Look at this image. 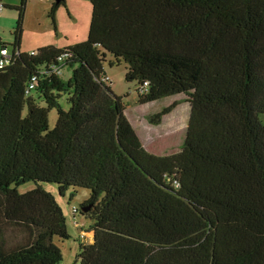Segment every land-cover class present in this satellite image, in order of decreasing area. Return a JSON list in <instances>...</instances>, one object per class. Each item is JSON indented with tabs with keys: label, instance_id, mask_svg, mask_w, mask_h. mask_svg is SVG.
Returning a JSON list of instances; mask_svg holds the SVG:
<instances>
[{
	"label": "trees",
	"instance_id": "trees-1",
	"mask_svg": "<svg viewBox=\"0 0 264 264\" xmlns=\"http://www.w3.org/2000/svg\"><path fill=\"white\" fill-rule=\"evenodd\" d=\"M26 2L0 68V264L63 262L64 212L41 187L18 193L28 181L90 192L73 212L93 232L80 264H264V0H90L87 40L35 55L20 52ZM107 55L138 104L189 103L177 154L145 149L103 81Z\"/></svg>",
	"mask_w": 264,
	"mask_h": 264
},
{
	"label": "rangeland",
	"instance_id": "rangeland-1",
	"mask_svg": "<svg viewBox=\"0 0 264 264\" xmlns=\"http://www.w3.org/2000/svg\"><path fill=\"white\" fill-rule=\"evenodd\" d=\"M4 4L0 15V40L7 44V50L12 52L15 42V31L19 18V7L22 0H0ZM55 0H27L23 13L22 37L20 52L30 53L46 46L56 47L73 46L87 40L92 17L90 0H64L52 16L51 9ZM0 44V50H1ZM114 60L107 55V61L103 64V73L109 78L107 83L115 96L122 97L126 110V117L139 135L145 149L153 154L167 156L177 154L186 137L188 127L190 105L182 96H169L162 100L140 105L138 104V84L126 81V66L109 65ZM72 68L64 69L62 79L71 78ZM176 102L169 114L163 117L159 123L152 122L153 117L164 111ZM64 110L69 109V103L61 101ZM40 104V103H39ZM264 122V114L260 115ZM50 128L57 123L55 110L49 112ZM41 187L55 197V201L64 212L68 227L69 240L53 239L63 253L61 264H80V244L91 243L93 232L84 233L89 229L90 222L84 220L82 215L74 217V207L80 209L89 197L90 192L82 188H70L61 194L56 184L25 182L15 186L18 193H26L34 188ZM83 236V238H82Z\"/></svg>",
	"mask_w": 264,
	"mask_h": 264
},
{
	"label": "built area",
	"instance_id": "built-area-1",
	"mask_svg": "<svg viewBox=\"0 0 264 264\" xmlns=\"http://www.w3.org/2000/svg\"><path fill=\"white\" fill-rule=\"evenodd\" d=\"M3 8H4V5L0 1V14L3 11ZM18 53L19 52H16V54H18ZM30 53H31V55H35V51L30 52ZM12 60H13V54H12V52H9L6 47L0 50V68H3V67L8 66L12 62ZM65 60H66V55L65 54L59 56V58H58V61H59L58 63L59 64L56 65V66L55 65L52 66V71L55 74H58V75L62 74V72H63V65L65 63ZM107 79L108 78H105V79H103V81H107ZM33 85L34 84H31L29 86V89L30 90L33 89ZM148 90H149V86H148V84L146 82L142 86H140L141 93H147ZM75 211H76V209H74V212Z\"/></svg>",
	"mask_w": 264,
	"mask_h": 264
},
{
	"label": "crops",
	"instance_id": "crops-1",
	"mask_svg": "<svg viewBox=\"0 0 264 264\" xmlns=\"http://www.w3.org/2000/svg\"><path fill=\"white\" fill-rule=\"evenodd\" d=\"M4 5V4H3ZM1 15V14H0ZM1 18V17H0ZM66 47H69V45L68 46H64V47H56V48H66ZM33 52V51H32ZM133 127V126H132ZM135 130V129H134ZM138 135V134H137ZM139 136V135H138ZM149 152V151H148ZM151 153V152H150ZM157 155V154H156ZM161 156V155H160Z\"/></svg>",
	"mask_w": 264,
	"mask_h": 264
},
{
	"label": "water",
	"instance_id": "water-1",
	"mask_svg": "<svg viewBox=\"0 0 264 264\" xmlns=\"http://www.w3.org/2000/svg\"><path fill=\"white\" fill-rule=\"evenodd\" d=\"M61 1H63V0H55L54 2H55L56 4H59Z\"/></svg>",
	"mask_w": 264,
	"mask_h": 264
},
{
	"label": "bare ground",
	"instance_id": "bare-ground-1",
	"mask_svg": "<svg viewBox=\"0 0 264 264\" xmlns=\"http://www.w3.org/2000/svg\"><path fill=\"white\" fill-rule=\"evenodd\" d=\"M105 78H108V77L106 76ZM108 79H109V78H108ZM108 79H107V81H108Z\"/></svg>",
	"mask_w": 264,
	"mask_h": 264
}]
</instances>
